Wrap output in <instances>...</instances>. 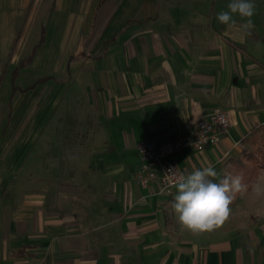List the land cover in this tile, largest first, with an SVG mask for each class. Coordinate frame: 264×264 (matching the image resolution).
<instances>
[{
	"label": "crops",
	"instance_id": "1",
	"mask_svg": "<svg viewBox=\"0 0 264 264\" xmlns=\"http://www.w3.org/2000/svg\"><path fill=\"white\" fill-rule=\"evenodd\" d=\"M229 3L0 0V264H264V195L253 187L222 227L194 234L172 208L177 189L159 196L132 180L138 143L190 135L215 110L228 134L184 148L178 170L213 166L218 183L253 129L264 145V11L244 30L238 16L216 19ZM40 140V189L25 190L18 175ZM55 146L64 155L51 159Z\"/></svg>",
	"mask_w": 264,
	"mask_h": 264
},
{
	"label": "clouds",
	"instance_id": "2",
	"mask_svg": "<svg viewBox=\"0 0 264 264\" xmlns=\"http://www.w3.org/2000/svg\"><path fill=\"white\" fill-rule=\"evenodd\" d=\"M252 0H230L226 11L216 14V19L224 25L236 24L234 17L242 21L241 28H252L255 15ZM176 195L172 208L178 214L179 223L194 234L211 233L224 225L231 215V204L237 193L247 191L240 175H226L218 183L213 179L218 176L213 166L195 168L187 174H176ZM257 196L264 195V185H253Z\"/></svg>",
	"mask_w": 264,
	"mask_h": 264
},
{
	"label": "built area",
	"instance_id": "3",
	"mask_svg": "<svg viewBox=\"0 0 264 264\" xmlns=\"http://www.w3.org/2000/svg\"><path fill=\"white\" fill-rule=\"evenodd\" d=\"M227 115L215 110L208 120H203L192 127L190 135H168L153 137L147 142L136 145L139 169L132 180L141 188H154L159 196L171 197L176 189V174H186L178 170L173 159L184 148L191 147L203 151L207 145H214L221 137L228 134Z\"/></svg>",
	"mask_w": 264,
	"mask_h": 264
},
{
	"label": "trees",
	"instance_id": "4",
	"mask_svg": "<svg viewBox=\"0 0 264 264\" xmlns=\"http://www.w3.org/2000/svg\"><path fill=\"white\" fill-rule=\"evenodd\" d=\"M34 54L35 52H32L27 60L20 63V67L29 64ZM17 73L18 70L15 69L12 73L13 81L17 78ZM13 90L15 91L16 88L14 87ZM260 131V128L253 129L250 132L249 139L245 141L248 144L249 149L244 150L238 157L230 158L224 165V175L222 178L226 175L242 176L243 183L248 186L247 191L253 187L258 172L264 168V145L262 143L263 137L260 134ZM240 194L241 193H237L235 195L231 206Z\"/></svg>",
	"mask_w": 264,
	"mask_h": 264
},
{
	"label": "rangeland",
	"instance_id": "5",
	"mask_svg": "<svg viewBox=\"0 0 264 264\" xmlns=\"http://www.w3.org/2000/svg\"><path fill=\"white\" fill-rule=\"evenodd\" d=\"M255 2H256V8H257V10L259 9V10H263L264 11V0H256ZM28 76H29V73L28 72L23 73V75L20 78L19 83H18L19 84V87L24 88L30 82L29 81L30 78H28ZM31 77H32L31 80H33V78H36L37 77V74L34 73V75H32ZM8 83L11 86L10 79L8 80ZM40 84L41 83H39V85ZM25 89H27V88H25ZM37 107H40V99H37V100H35L33 102V108H34V110ZM52 122H54V123L57 122L56 115H54ZM77 123H81V120L80 121H77ZM41 147H42V143H41V140H40L38 142V145H37V147L35 149L34 154L32 153V156H33L32 158H36V159H38V161L37 162H34L32 164L31 163H28V165L30 166L28 168H26L25 165L22 166V172H20V174L18 175V180H17V184H18L19 187L22 186V188H24V189L26 188V189H29V190H32V191L33 190L36 191V190L40 189L41 180H40V173L39 172H40V170L42 168V163H40L39 157H36V156L39 155V152L41 150ZM49 150H50V153L49 154H50L51 159H56V156H59V157L61 156L62 157V155H64L61 152V149L60 148L58 149L57 146H55L54 148H51V149L49 148ZM62 150H63V148H62ZM67 150L68 149L65 150L66 151V154H67ZM68 164H66V165H68ZM69 165H71V164H69ZM79 165H80V163L79 164L77 163V166H79ZM81 165L82 166L80 168L81 169L80 171L85 170V165L84 164H81ZM54 166H56L55 163H53V162L50 163V170H54L55 169ZM65 171H67V172L68 171H71L70 166L68 168H66ZM30 176H31V178H29ZM26 177L28 179H26ZM83 186H84V184L82 183V187Z\"/></svg>",
	"mask_w": 264,
	"mask_h": 264
}]
</instances>
